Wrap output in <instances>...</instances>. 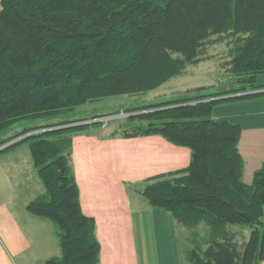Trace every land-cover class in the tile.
<instances>
[{
	"label": "trees",
	"instance_id": "1",
	"mask_svg": "<svg viewBox=\"0 0 264 264\" xmlns=\"http://www.w3.org/2000/svg\"><path fill=\"white\" fill-rule=\"evenodd\" d=\"M0 131L21 117L76 108L109 95L151 90L212 57L238 87L210 85L141 106L102 134L159 133L190 148L187 166L126 181L189 230L181 264H263L264 160L251 183L238 143L241 125L212 115L216 103L264 95V0H1ZM234 94L225 97L217 95ZM101 116V115H99ZM94 118L97 116H93ZM84 119V118H83ZM83 119H78L82 121ZM58 120L0 140V153L27 142L44 191L26 209L57 227L60 252L45 264H100L96 220L84 213L73 164V136L104 120ZM34 130V131H33ZM26 135L21 136L22 134ZM14 139V140H13ZM13 140V141H12ZM206 225L200 234L199 225ZM249 228L245 234L244 227Z\"/></svg>",
	"mask_w": 264,
	"mask_h": 264
},
{
	"label": "crops",
	"instance_id": "2",
	"mask_svg": "<svg viewBox=\"0 0 264 264\" xmlns=\"http://www.w3.org/2000/svg\"><path fill=\"white\" fill-rule=\"evenodd\" d=\"M212 115L241 125L243 178L251 183L264 160V95L218 102ZM105 133L100 127L87 128L73 136L72 145L81 206L97 224L100 264H181L179 236L184 226L177 225L171 212L152 206L127 187L126 181L187 166L190 148L159 133L131 137ZM43 191L27 142L0 153V264H19L20 259L42 264L60 252L54 222L26 209L27 201Z\"/></svg>",
	"mask_w": 264,
	"mask_h": 264
},
{
	"label": "rangeland",
	"instance_id": "3",
	"mask_svg": "<svg viewBox=\"0 0 264 264\" xmlns=\"http://www.w3.org/2000/svg\"><path fill=\"white\" fill-rule=\"evenodd\" d=\"M209 51L213 54L211 58L199 62L188 63L182 73L172 76L151 90L133 94L123 93L109 95L97 100L88 101L84 104L78 105L74 109L61 111L55 114H48L39 117H21L0 131V140L19 132L25 127L58 120L90 119L95 115H101L100 117H102V119L100 120L105 121L100 127L105 133L116 127L119 122H125L124 118L129 113V111L125 110L127 107L141 106L182 94L187 88L197 85H210L208 91H222L231 87H238L239 83L233 81L234 74L226 70L225 66L222 65V62L225 61L224 59L228 57V45L225 42L219 43L210 47ZM256 82H264L263 73L258 75ZM94 119L95 118L90 119V121H93ZM82 121H84V119ZM82 121L78 120L73 123ZM86 127L93 128L95 126L87 125ZM30 132L32 131L26 132L21 136L16 137V139ZM181 228V237L185 242L191 243L189 240L190 235H188L189 230L184 227ZM196 230L203 235L206 230V225L201 224ZM244 230L247 235L249 228L245 226ZM19 264L27 263L20 259Z\"/></svg>",
	"mask_w": 264,
	"mask_h": 264
},
{
	"label": "water",
	"instance_id": "4",
	"mask_svg": "<svg viewBox=\"0 0 264 264\" xmlns=\"http://www.w3.org/2000/svg\"><path fill=\"white\" fill-rule=\"evenodd\" d=\"M105 117H107V116H105ZM103 118H104V116H103ZM100 119H102V117H97L94 120H100ZM87 121H90V120H85V121H82V122H87ZM71 124H75V123H70L68 125H71Z\"/></svg>",
	"mask_w": 264,
	"mask_h": 264
},
{
	"label": "built area",
	"instance_id": "5",
	"mask_svg": "<svg viewBox=\"0 0 264 264\" xmlns=\"http://www.w3.org/2000/svg\"><path fill=\"white\" fill-rule=\"evenodd\" d=\"M2 146H3V145H2ZM2 146H0V148H1Z\"/></svg>",
	"mask_w": 264,
	"mask_h": 264
}]
</instances>
